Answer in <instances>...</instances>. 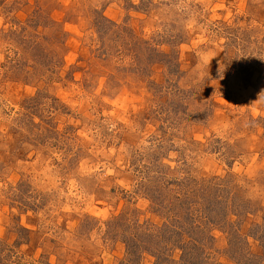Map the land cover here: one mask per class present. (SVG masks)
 Masks as SVG:
<instances>
[{"label": "rangeland", "instance_id": "obj_1", "mask_svg": "<svg viewBox=\"0 0 264 264\" xmlns=\"http://www.w3.org/2000/svg\"><path fill=\"white\" fill-rule=\"evenodd\" d=\"M212 186L231 221L204 264L264 261V0H0V240L23 264H185L172 231Z\"/></svg>", "mask_w": 264, "mask_h": 264}, {"label": "trees", "instance_id": "obj_2", "mask_svg": "<svg viewBox=\"0 0 264 264\" xmlns=\"http://www.w3.org/2000/svg\"><path fill=\"white\" fill-rule=\"evenodd\" d=\"M229 186V184L227 185ZM224 188V186H212L208 190H202L199 191L198 198L203 201V207L197 206V208L191 212H189L187 215H185V219L188 225V229H182L183 227L177 225L178 227H175L173 233H177V228L183 231V235L187 234L191 238V244L189 248H187L184 251V254L182 256L183 263L190 264L192 261V264H204V259L201 255H199L195 249L199 245L202 246V243H205L206 241H210V243L213 241L214 237L210 235V227L211 226H220L224 227L223 225L229 226L230 223V217L227 213L230 210V206L228 205V201L225 200V193L223 191H230ZM196 193L194 191H191L190 194ZM224 198V199H223ZM201 205V203H200ZM202 207V209H200ZM230 212V211H229ZM196 213V214H195ZM194 221H200L195 225L192 223ZM180 221H174V224H179ZM192 223V224H191ZM190 224V226H189ZM176 230V231H175ZM171 232V233H172ZM187 232V233H186ZM171 233H165L163 231V236L170 237ZM181 239V238H180ZM199 244V245H198ZM206 244V243H205ZM139 245L132 246L131 244L127 245V253L130 256V262L127 264H134L136 262L137 258L140 257V253L136 254V249L138 250ZM158 248H161V250H164L161 245L158 246ZM136 255L133 259L132 256ZM256 257V255H253ZM156 260L157 264H179L174 259H171L170 257L166 255H154L153 256ZM185 257V258H184ZM191 259H186V258ZM133 260H132V259ZM260 258V257H258ZM236 260V259H235ZM0 264H23L21 262V257L16 253V251L9 247L8 245H5V243L0 240ZM256 264H264V261L260 260Z\"/></svg>", "mask_w": 264, "mask_h": 264}]
</instances>
